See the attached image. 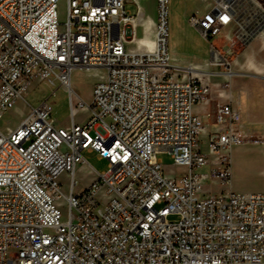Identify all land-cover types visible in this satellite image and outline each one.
<instances>
[{
  "label": "built area",
  "instance_id": "built-area-1",
  "mask_svg": "<svg viewBox=\"0 0 264 264\" xmlns=\"http://www.w3.org/2000/svg\"><path fill=\"white\" fill-rule=\"evenodd\" d=\"M59 1L0 0V119L25 109L15 127L0 126V264H264V191L233 188L241 108L218 105L214 130L196 111L211 85L171 62L170 0H156L154 49L136 45L147 16L135 22L128 0H67L64 21ZM218 3L190 21L230 64L212 38L234 7L222 2L224 19ZM91 66L103 78L88 101L72 95L69 124L49 96L27 98L34 81L67 91L74 70ZM80 109L90 113L82 123ZM83 150L109 166L84 187Z\"/></svg>",
  "mask_w": 264,
  "mask_h": 264
},
{
  "label": "rangeland",
  "instance_id": "rangeland-1",
  "mask_svg": "<svg viewBox=\"0 0 264 264\" xmlns=\"http://www.w3.org/2000/svg\"><path fill=\"white\" fill-rule=\"evenodd\" d=\"M140 3L141 10L145 12L147 20L145 22L144 29L139 27L138 38L145 35L155 39V20H156V0H137ZM219 6L224 5L223 3L230 4L234 7L235 19L231 21L233 35L236 39H263L262 36L258 37V33L264 27V0H170V50L172 55V64L177 66L188 67L193 65L199 68L210 71L229 72L231 69V59L228 58L227 54H224L227 59L230 60V64L225 61L216 63L214 54L208 49L206 40L202 39L190 31L187 33V39L177 38V27L181 22L188 21L194 26L190 17L192 15L200 16L203 9L211 7L212 5ZM223 2V3H222ZM127 9L135 13L136 5L132 0L127 1ZM59 19L64 21L67 15V0L59 1ZM261 33V32H260ZM259 33V34H260ZM136 45L139 48H143L139 44V40L136 39ZM182 67V68H183ZM185 69V68H183ZM245 69H248L245 67ZM186 70V69H185ZM187 71V70H186ZM189 71V70H188ZM100 71L98 69H75L72 74V83L76 89V92L81 97L88 101L93 85L98 81ZM185 72H182L184 75ZM227 73H216L213 76H207L208 81L211 85L210 100L206 102L203 112L211 113L205 118V122H210L211 126L209 130L215 129V122L213 120V112L215 107L218 105V101L222 98L225 89L230 88L231 78H226ZM204 77V76H203ZM27 98L29 101L36 105L43 98L50 97V101L53 109V116L55 117L58 124L66 125L70 122V109L67 97V91L59 86L58 82L53 78H40L34 81L27 90ZM25 114L24 106L19 103L18 108H13L6 112L4 117L0 119V126L3 128L15 127ZM90 117V113L86 109L79 110L77 112V122H84ZM256 132V129L254 131ZM207 132L200 135L203 144L206 142ZM247 139L243 137V140ZM83 156L96 170L105 171L108 169V161L106 159H100L97 152H90L83 150ZM163 164L167 169H172L173 158L169 153H161L159 155ZM236 163V161H235ZM207 167L200 169L199 171L206 170ZM178 173L184 172V167H177L175 169ZM241 174V173H240ZM64 183L65 189H68L69 176L64 173L60 177ZM243 176H237L236 181L242 180ZM211 183H206L205 187H210ZM216 189L219 188L218 183L214 186ZM170 218H176L171 216Z\"/></svg>",
  "mask_w": 264,
  "mask_h": 264
},
{
  "label": "crops",
  "instance_id": "crops-1",
  "mask_svg": "<svg viewBox=\"0 0 264 264\" xmlns=\"http://www.w3.org/2000/svg\"><path fill=\"white\" fill-rule=\"evenodd\" d=\"M213 7L212 5L203 9L200 16ZM190 31L197 36L199 34L188 21L181 22L177 27V38L187 39L186 35ZM259 33L258 37H260ZM233 34L230 21L224 24L221 32L212 38V43L218 50L227 54L232 61L230 66L232 70L229 73L223 72L228 74L226 78H231L230 88L225 89L218 105L232 99L241 108L242 119L238 128L242 137L247 138L233 149V188L236 191H264V37H261L263 39H257L256 36L252 39H236ZM206 43L210 49L209 43L207 41ZM206 102L195 107L204 120L208 114H211L203 112ZM255 129L256 132H250ZM206 142L203 144L204 149ZM97 171L88 161L79 163L76 175L81 186L90 184L96 178ZM237 176H243V179L236 181Z\"/></svg>",
  "mask_w": 264,
  "mask_h": 264
},
{
  "label": "bare ground",
  "instance_id": "bare-ground-1",
  "mask_svg": "<svg viewBox=\"0 0 264 264\" xmlns=\"http://www.w3.org/2000/svg\"><path fill=\"white\" fill-rule=\"evenodd\" d=\"M135 1H137V0H135ZM217 7L221 10V15L223 16V18L224 19H227L228 15L226 13H224V10L222 9L223 5H221V6L217 5ZM144 17H146L145 16V12H143L141 10V8H138L137 11L135 12V22H137V23H143L144 22ZM260 32L261 33L259 35L262 36V37H264V29H262ZM138 40H139V44L140 45H142L143 43H147L149 45L150 49H154L155 46H156V39H152L148 35H145L143 37H140ZM214 57H215V61H216L217 64L221 62V58H219L216 54H214ZM175 66H177V65H175ZM177 67L179 69H182V70H185V69L187 71L189 70V72H193L197 76H204V77L213 76L216 73H218V74L219 73H223V72H219V71H216L215 72V71L205 70L203 68H199V67H196V66H193V65H189L188 67H183V66H177ZM182 67L185 68V69H183ZM80 69H98L100 71H103L102 68H100V67H94V66H91V67H83V68H80ZM102 73L103 72H100V75H99V79L98 80H100V79L103 78ZM227 73H229V72H227ZM72 95L81 97V95L76 92V89H75V87H74V85L72 83V79H71V83H70V85L68 86V89H67L68 101L70 100V98L72 97ZM18 107H19V103L16 106V108H18ZM53 109H54V107H53Z\"/></svg>",
  "mask_w": 264,
  "mask_h": 264
},
{
  "label": "water",
  "instance_id": "water-1",
  "mask_svg": "<svg viewBox=\"0 0 264 264\" xmlns=\"http://www.w3.org/2000/svg\"><path fill=\"white\" fill-rule=\"evenodd\" d=\"M215 10L217 11V10H218V8H215ZM263 29H264V27H263Z\"/></svg>",
  "mask_w": 264,
  "mask_h": 264
}]
</instances>
